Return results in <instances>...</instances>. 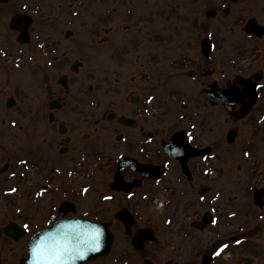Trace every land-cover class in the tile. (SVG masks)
<instances>
[{
    "label": "flooded vegetation",
    "instance_id": "obj_1",
    "mask_svg": "<svg viewBox=\"0 0 264 264\" xmlns=\"http://www.w3.org/2000/svg\"><path fill=\"white\" fill-rule=\"evenodd\" d=\"M18 4L0 0V264H25L39 233L75 217L114 236L80 264H264V4L204 0L206 20L172 51L107 28L103 83L98 50L67 49L35 28L42 7ZM20 12L34 19L28 43L11 27Z\"/></svg>",
    "mask_w": 264,
    "mask_h": 264
},
{
    "label": "rangeland",
    "instance_id": "obj_2",
    "mask_svg": "<svg viewBox=\"0 0 264 264\" xmlns=\"http://www.w3.org/2000/svg\"><path fill=\"white\" fill-rule=\"evenodd\" d=\"M75 0H19V9L26 7L40 6V22L35 28L46 27L50 29V38L61 40V43L69 50H80L82 54H92L94 60L98 62L99 80L103 83L102 77L109 74V60L111 46L115 42L105 39L103 42L99 38L108 36L105 31L107 28L115 27L114 36L120 34L122 43L127 39H134L136 44L146 45L150 54L157 53L160 50H174L177 43H182L184 34L189 33L187 30L193 26H198L206 16L199 15L205 8L204 0H196V16L193 19L186 8H181L182 4H189L188 0H82L84 3H96L94 7L87 9L86 6H70ZM264 4V0H255V2ZM58 3H64V8L56 14L55 6ZM71 3V4H70ZM70 4V5H69ZM116 7L115 16H110L109 12L112 7ZM91 8H95L93 13ZM76 11L78 13H76ZM93 11V10H92ZM55 14V16H54ZM52 16V17H51ZM51 17V19H50ZM214 22V20H212ZM58 29V30H57ZM73 30L74 33L70 38L65 37V31ZM46 31V29H45ZM82 40L75 44L74 40ZM142 40V42H141ZM120 44V45H121ZM126 44V43H125ZM77 48V49H76ZM176 56L173 55L171 57ZM55 68H52L54 71ZM153 68L148 67L151 71ZM155 69V68H154ZM166 70L168 68H165ZM68 70V69H67ZM27 67H20L18 70L19 78L25 84L26 91L39 90L40 85H35L26 77ZM77 82V78L73 83ZM87 82V81H86ZM30 83L32 85L30 86ZM10 91V89H9ZM101 91V88L100 90ZM101 103L109 99L101 94ZM242 161V158H236L233 162V173H239L236 165ZM249 169L244 168L238 177H246ZM238 187H234V190Z\"/></svg>",
    "mask_w": 264,
    "mask_h": 264
},
{
    "label": "water",
    "instance_id": "obj_3",
    "mask_svg": "<svg viewBox=\"0 0 264 264\" xmlns=\"http://www.w3.org/2000/svg\"><path fill=\"white\" fill-rule=\"evenodd\" d=\"M23 19V16H19ZM18 19V18H17ZM19 26V25H17ZM20 28V27H19ZM26 29L28 27H25ZM57 230V241L59 251L46 252L43 259L48 264L58 262L56 257L61 256L62 262L89 260L96 256L107 254L112 243V235L105 223H96L89 220L63 221L55 229ZM51 242V244H53ZM47 253V254H46ZM67 258V259H66ZM67 263V264H68Z\"/></svg>",
    "mask_w": 264,
    "mask_h": 264
},
{
    "label": "snow or ice",
    "instance_id": "obj_4",
    "mask_svg": "<svg viewBox=\"0 0 264 264\" xmlns=\"http://www.w3.org/2000/svg\"><path fill=\"white\" fill-rule=\"evenodd\" d=\"M34 251H35V249H34ZM56 259L58 260V259H59V257H56Z\"/></svg>",
    "mask_w": 264,
    "mask_h": 264
}]
</instances>
